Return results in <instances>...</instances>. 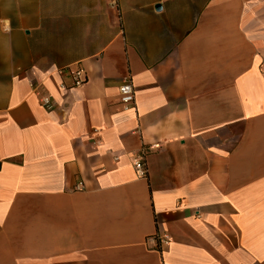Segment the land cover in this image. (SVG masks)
Returning a JSON list of instances; mask_svg holds the SVG:
<instances>
[{"label":"crops","instance_id":"1","mask_svg":"<svg viewBox=\"0 0 264 264\" xmlns=\"http://www.w3.org/2000/svg\"><path fill=\"white\" fill-rule=\"evenodd\" d=\"M0 264H264V0H0Z\"/></svg>","mask_w":264,"mask_h":264},{"label":"built area","instance_id":"2","mask_svg":"<svg viewBox=\"0 0 264 264\" xmlns=\"http://www.w3.org/2000/svg\"><path fill=\"white\" fill-rule=\"evenodd\" d=\"M73 83L74 87H81L86 83L85 73L77 69L73 74ZM120 99L121 104L125 110H132L136 107V96H135V87L131 80L125 81L120 89ZM42 104L47 108L53 107V101L51 98L44 97L42 99ZM160 145L151 146L149 149H142L141 154L135 161V169L139 176L146 177L147 176V165H146V157L149 151L154 149H159Z\"/></svg>","mask_w":264,"mask_h":264}]
</instances>
